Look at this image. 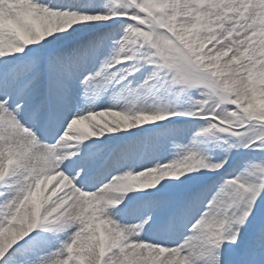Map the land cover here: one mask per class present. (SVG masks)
<instances>
[{"label":"snow or ice","instance_id":"snow-or-ice-1","mask_svg":"<svg viewBox=\"0 0 264 264\" xmlns=\"http://www.w3.org/2000/svg\"><path fill=\"white\" fill-rule=\"evenodd\" d=\"M0 264H264V0H0Z\"/></svg>","mask_w":264,"mask_h":264}]
</instances>
